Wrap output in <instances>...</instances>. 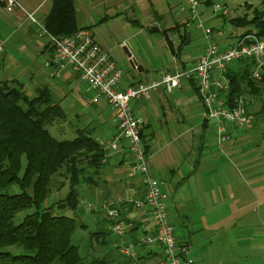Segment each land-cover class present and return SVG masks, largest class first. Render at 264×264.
<instances>
[{
	"label": "crops",
	"instance_id": "obj_1",
	"mask_svg": "<svg viewBox=\"0 0 264 264\" xmlns=\"http://www.w3.org/2000/svg\"><path fill=\"white\" fill-rule=\"evenodd\" d=\"M24 1L29 5L34 0ZM47 1L51 3V0H41V3L43 2L44 4ZM91 1L92 6L103 7L105 14L99 16L96 22H92L89 25L83 24L80 27L90 28L89 30H91L101 49L108 54L118 67L120 66L117 58L120 59V62L123 59L121 54L114 50V44L121 46L127 56L130 54V58L128 57L129 63L130 59H133L142 67V72H138L132 66V69L125 68L121 78L122 81L124 79V83L121 86L120 81L118 90H125L140 83L159 81L163 74L175 75L182 71L191 72L196 60L205 51L195 58L192 65L188 64L181 58V52L183 46L187 45L189 40L185 32L181 35L179 31V34H173L175 35L174 37L178 36L179 44L184 39L187 43L181 47L180 52L172 54L163 37L165 42L161 48L162 60H159L158 54L154 51L155 42L153 37H147L143 32L160 33L165 28L174 27V24H168V20L164 19L157 21L155 19L156 13H152L144 21L152 27L150 31L145 23L143 24L133 16V6L135 4L150 0ZM0 2L3 3V0H0ZM74 5L77 11L75 0ZM49 11L50 7L47 10V14ZM105 16L111 18L102 24H98ZM29 26L31 25L24 26L23 22L21 24L24 35L30 38L31 35H28L29 33L27 32H33V30H29ZM238 29L241 32H233L230 37H224L219 41L220 50H225L235 44L236 36L244 30ZM97 30H99V34ZM36 35H32L34 36L33 38H37ZM135 39L139 42L141 41L139 44L141 49L138 46V50H135L132 46ZM142 41L152 50L151 52ZM172 42L174 47L179 46L175 38ZM36 46L37 50L42 54L50 50L47 48V41ZM140 51H145V53ZM51 53L52 51H50L48 58ZM234 66L231 65L228 69H233ZM51 70L50 76L52 78H60L63 82L61 84L69 87L70 90L71 99H69L66 106H63L66 99L63 102L59 101L60 106L66 115V111L76 110L75 119L81 120L84 114L83 107L80 105L82 96L80 97L78 88L73 87V80L79 79V77L68 70ZM213 79L227 83L230 87V80L226 77V74L224 78H221L217 72H214ZM45 87L48 88V86ZM88 91L92 93L93 97L94 93L89 87ZM228 93L226 94L227 99H229ZM91 99L87 95L86 103H89ZM100 102V107H98L99 104L94 105L98 111L95 121L102 126V132L100 133L103 138H98V141L111 139L117 133L112 112L108 116L106 108L109 107L104 101ZM131 108L134 116L143 123L142 143L146 149L151 174L162 183V191L167 195L165 202L167 213L171 225L179 228L178 235L175 237L179 246L187 247L190 252L193 246L191 239H193L197 231L205 232L206 237L209 234L216 233V238L218 239L222 238V232L229 233L236 225V220L242 217L246 210L249 203V199H247L249 185L252 183L255 185L253 192L254 195L256 193L255 199L258 205H264V172L260 176L255 177V166L238 165L230 160L229 154L233 152L238 139L241 138L238 135L240 128L227 125L224 133L226 141H219L220 134L217 131V122L206 119L203 106L198 100L194 75H190L188 79L182 78L180 80V88L174 89L171 93H167L162 88L157 89L152 92L150 98L133 102ZM87 128L89 130L93 129L90 126H87ZM230 142H232V145L228 146ZM122 146L120 151L109 154L104 168L101 169L99 175L94 176V181L97 182L96 185L83 188L84 194L81 201L90 203L94 199L93 205H99L104 201H113L120 197L133 200L143 198L144 189L139 180L130 181L125 175L127 169L126 145L122 144ZM258 167L260 165H257ZM243 171H250V173L245 174ZM252 177L256 180L255 182H252ZM130 187L135 189L133 194L129 193ZM87 192L88 194H86ZM257 195L259 199L256 198ZM223 206L228 209L221 214L220 211ZM120 210L121 216L128 226V232L124 238L125 243L153 234V225L146 211L135 210L130 203L122 204ZM227 211L228 213L225 214ZM101 212L92 213L95 216L94 222L97 226L101 225ZM208 217L215 218L208 220ZM227 222H231L230 227L225 226L224 223ZM232 252L233 250L226 253L223 258L218 260V263L231 264L229 253ZM197 254L199 256L202 251L198 249L194 251V254L192 252L189 253V256L193 259V264H197L195 257ZM139 256L142 264H162L164 259L163 251L157 245L142 248Z\"/></svg>",
	"mask_w": 264,
	"mask_h": 264
},
{
	"label": "trees",
	"instance_id": "obj_2",
	"mask_svg": "<svg viewBox=\"0 0 264 264\" xmlns=\"http://www.w3.org/2000/svg\"><path fill=\"white\" fill-rule=\"evenodd\" d=\"M260 4L263 11L253 20L232 18L228 22L240 29L251 26L245 35L256 32L263 37L264 0ZM110 18L105 16L98 24ZM43 25L53 37L71 36L85 29L77 24L74 0H51ZM179 31V25L162 31L172 54L180 52L187 43L184 39L174 47L168 38L169 33ZM232 65L234 68L226 71L230 80L229 104L241 96L260 99L264 94V68L255 78L253 61ZM23 89L24 84L18 80H0V264H132L128 258L118 262L122 255L115 247V238L109 247L110 221L104 212L100 213L97 231L89 233L90 250L84 257L72 244L77 230L87 231L80 220L86 211L80 208L83 188L96 185L94 176L99 175L108 157L93 129H77L71 140L52 136L47 127L65 121V111L47 88H36L32 98ZM259 113L264 119V99ZM262 137L264 140V134ZM65 187L67 192L57 198ZM21 212L28 214L15 224L14 219ZM67 212L72 216H66ZM93 242L100 249L93 248ZM14 246L24 254L11 255L6 251Z\"/></svg>",
	"mask_w": 264,
	"mask_h": 264
},
{
	"label": "rangeland",
	"instance_id": "obj_3",
	"mask_svg": "<svg viewBox=\"0 0 264 264\" xmlns=\"http://www.w3.org/2000/svg\"><path fill=\"white\" fill-rule=\"evenodd\" d=\"M16 1L21 8H15L13 12H7L6 2L4 0L3 3L0 2V80H18L24 84L23 91L25 95L30 98L34 96L35 89L38 88V86H48L49 89L47 87L45 88H47L53 95L54 101L59 103V101L63 102V100L66 99L63 103V106H66L69 99H71L69 95V87L62 85L61 83L63 82L60 78H52L50 76L52 73L51 68L45 66V63L48 60V55L51 51L48 39L41 36L39 33L40 30L32 25L27 17L28 14H31L38 22L43 24L51 3L50 1H47L43 4V2L41 3V0H34L27 5L24 0ZM196 1L197 6L195 12H192L191 7L187 4V0L144 1L133 6V16L143 24L145 23L150 31L152 30V27L147 25L149 23L144 21H146L147 16L152 13H156L155 19L157 21L164 19L168 20V24H174V26L179 25L181 28V35L185 32L189 40L188 44L183 46L181 58L188 64L192 65L195 58L201 55L206 49L208 42H213L219 47V41L222 38L230 37L233 32H241V30L232 26L228 22V19L243 18L253 20L255 16L263 11L260 0ZM75 3L77 9L76 19L79 27L83 24L89 25L92 22H96L99 16L105 14L104 8L92 6L91 0H75ZM223 12H225V14H223ZM22 22L24 26H28V24L32 26H29V30H33V32H27L32 38L24 35L23 30L21 29ZM249 28L252 27L245 28L242 32ZM85 29L89 30L90 28L88 29L85 27ZM206 29H210L212 34L207 36L205 34ZM89 31L91 32V30ZM218 32H221L222 34L218 35ZM97 33L99 34V30H97ZM143 33H145L147 37H153V41L155 42L154 51L158 54L159 60H162L161 48L165 42V37L163 38L162 32H160L161 34L152 31ZM32 35H36L37 38H33L34 36ZM174 36L173 33L168 34V38L171 41H174L175 38L176 43L179 44L178 36ZM38 37L45 39H39ZM46 41L47 48L50 50L49 52L47 51L42 54L37 50L36 45L46 43ZM138 42L139 41L135 39L132 43L135 50H138V46L141 49L139 45L141 41ZM142 42L144 44V41ZM145 47L150 52L152 51L146 45ZM113 48L121 54L123 59V61L120 62V59L114 56L118 60L120 66L118 68L123 70V72L125 68L132 69L129 63V58L124 49L117 44H114ZM140 52L145 53V51ZM120 81L122 86L124 79L123 81ZM73 83V87L75 86L78 88L80 97L82 96V99H80V105L84 110L83 118L81 120L75 119L76 110L66 111L68 118L65 121L55 122L48 126L47 128L49 132L57 139L71 140L75 137V131L77 129L84 128L87 130L89 129L87 126H90L93 128V133L97 134L94 135L95 138H103V135L100 133L102 132V126L95 121L98 111L93 104L86 103L87 95L91 99L92 93L88 91L87 85L80 78L74 79ZM229 91L230 87L228 86L227 93ZM263 99L264 94L260 99H253L251 97L246 98V101L249 103L246 110L251 119V127L241 128L239 130L238 135L241 136V138L238 139L233 152L229 154L230 160L236 162L238 165L244 164L247 167L255 166V177L260 176L264 172V140L262 137V134L264 133V119L263 115L259 113ZM100 106L101 104H99L98 107ZM106 110L107 115L109 116L111 110L110 108H106ZM104 117H106V115H104ZM232 142H230L228 146H231ZM257 165H260V167L257 168ZM259 168L261 170L260 172ZM243 172L245 174L250 173V171ZM125 175L127 177V172ZM255 181L256 180L252 177V182ZM254 187L255 185L253 183L249 185V195L247 197L249 203L247 204L244 214L236 220V225L229 233H226L225 231L222 232L221 239L216 238V233L209 234L207 237L205 236V232L201 231H197L194 234L193 239H191L193 246L189 253L192 252L194 254V251L198 249L202 251V254L199 256L198 254L195 255L197 264H219L218 260L232 250L233 252L229 253L231 264H264V205H258L255 199L256 193L254 195L253 192ZM16 190L17 189H14V191ZM62 191V194L59 193L56 196L57 198H62L67 192V188L65 187ZM86 194H88V192ZM256 198H258V195ZM91 201L90 204L93 205L95 202L94 199ZM80 208L81 210H85L84 204H81ZM227 209L226 206H223L220 211L221 214ZM94 213L96 212H93V214ZM227 213L228 211L225 214ZM27 214L28 212H21L16 215L14 223H19ZM83 214L84 215L81 216L80 220L86 224L87 231L77 230L71 239L72 244L78 247L79 253L82 257H84L87 251L90 250L89 233L96 232L98 229L94 222L95 216L87 210L84 211ZM65 215L72 216V213L67 212ZM213 216H215V214H213ZM211 218L215 217H208V220ZM224 224L226 227H230L231 222ZM173 228L176 237L179 228L175 225ZM110 237L108 236V239H110L109 247L111 248L113 236L110 235ZM93 243V248L96 247L97 250L100 249L99 244L97 245L95 242ZM6 251L11 255L24 254V251L17 246L10 247L6 249ZM93 253L94 252H91V254ZM124 258L126 259V257L122 256L118 262Z\"/></svg>",
	"mask_w": 264,
	"mask_h": 264
},
{
	"label": "built area",
	"instance_id": "obj_4",
	"mask_svg": "<svg viewBox=\"0 0 264 264\" xmlns=\"http://www.w3.org/2000/svg\"><path fill=\"white\" fill-rule=\"evenodd\" d=\"M5 2L7 12H13L15 8L20 7L16 0ZM187 4L192 12H195L197 1L187 0ZM27 17L29 22L40 30L41 36L48 39L52 49L45 66L55 71L68 70L75 74L94 93L90 104L96 105L104 101L110 108L117 133L111 139L100 140L99 144L107 157L112 152L120 151L122 144H125L127 178L130 181L138 179L144 189L143 198L138 200L120 197L99 205H92L83 200L80 204H84L88 212L102 211L106 214L110 221L108 230L117 240L115 247L119 254L128 258L132 264H141L140 250L154 245L161 247L163 251L162 264H193L189 249L176 243L174 228L170 223L165 203L167 195L162 191V183L151 174L148 156L141 139L143 123L134 116L131 104L150 98L152 92L160 88L171 93L174 89L180 88L182 78L188 79L190 75H194L197 97L203 106L205 117L207 120L217 122L219 141H226L224 133L227 125L240 129L251 125L246 110L249 103L246 97L241 96L235 98L230 105L226 98L229 85L214 80L213 73L217 72L224 78L228 67L233 63L250 60L255 64L252 76L258 78L264 68V36L259 37L256 32L247 35L242 32L236 36L235 44L225 50H220L215 43L208 42L204 54L196 60L191 72L163 74L159 81L140 83L125 90H118L123 70L118 68L101 49L89 30H80L71 36L53 37L33 15L28 14ZM205 34L211 35L212 31L206 29ZM134 192L135 189L130 187L129 193ZM124 203H130L135 210H144L148 213L153 225L152 235L139 238L136 242H124L128 232V226L120 210Z\"/></svg>",
	"mask_w": 264,
	"mask_h": 264
},
{
	"label": "water",
	"instance_id": "obj_5",
	"mask_svg": "<svg viewBox=\"0 0 264 264\" xmlns=\"http://www.w3.org/2000/svg\"><path fill=\"white\" fill-rule=\"evenodd\" d=\"M128 57L130 58V54L128 55ZM130 60H131L130 65L132 67L136 68L138 72H142V67L139 66L135 60H133V59H130Z\"/></svg>",
	"mask_w": 264,
	"mask_h": 264
}]
</instances>
